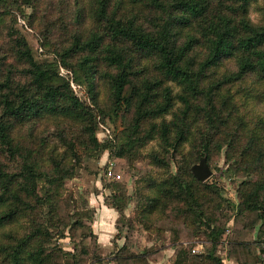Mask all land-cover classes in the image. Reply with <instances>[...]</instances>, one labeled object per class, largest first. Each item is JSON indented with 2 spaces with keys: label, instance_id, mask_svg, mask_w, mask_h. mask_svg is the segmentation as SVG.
I'll list each match as a JSON object with an SVG mask.
<instances>
[{
  "label": "trees",
  "instance_id": "16d2710c",
  "mask_svg": "<svg viewBox=\"0 0 264 264\" xmlns=\"http://www.w3.org/2000/svg\"><path fill=\"white\" fill-rule=\"evenodd\" d=\"M259 1L0 0V230H8L0 240V264H84L89 244L79 251L75 241L74 251L59 244L66 237L63 189L83 166L79 149L97 159L109 151L133 166L153 141L159 149L145 158L166 174L136 189L142 220L184 205L186 223L207 235L211 248L198 255L181 248L174 264H223L216 249L225 226L203 208L211 195L222 199L221 192L197 180L191 168L204 156L209 163L223 145L245 140L241 156L260 180L242 183L241 207L264 222V118L248 129L235 102L244 94L264 105V7L259 23L250 18ZM21 5L33 9L32 27L38 21L49 26L42 30L43 46H51L54 60L37 59L19 32L5 31L6 17ZM62 69L84 76L93 107L75 94ZM98 116L130 119L121 144L98 140ZM173 149L181 154L176 172L169 161ZM112 193L106 203L123 215L131 196L119 184ZM82 225L76 219L70 232ZM88 229L85 239H93L97 251L98 238ZM263 241L257 254L243 243L251 264H264ZM92 256L94 264H104Z\"/></svg>",
  "mask_w": 264,
  "mask_h": 264
},
{
  "label": "rangeland",
  "instance_id": "374dc122",
  "mask_svg": "<svg viewBox=\"0 0 264 264\" xmlns=\"http://www.w3.org/2000/svg\"><path fill=\"white\" fill-rule=\"evenodd\" d=\"M20 7L23 13L13 8V13L6 17L5 31L12 28L14 33L19 32L28 41L37 59L54 60L50 53L51 46L47 45L46 48L43 46L45 37L42 36V30L46 34L49 26L41 28L40 21L37 20V27H32L28 20L34 15L33 9L26 5ZM263 7L262 0L252 6L250 18L254 23L260 22ZM229 68L234 70L235 67L232 68L230 64ZM62 71L70 80L75 94L93 107L84 76L79 71L73 73L63 69ZM237 88L238 86H235L232 91L235 92ZM235 102L239 116L247 124L248 129H250L249 126L264 118V105L254 97L248 98L244 94H238ZM129 121L128 117L115 121L110 119L104 121L98 116V140L101 143H109L114 139L121 144L124 141L122 132ZM55 130L57 128L54 126V132ZM74 136L83 137L79 132H75ZM243 143L245 140L234 148L227 144L223 145L221 151H214L211 154L209 162L213 176L208 182L221 192L224 201L217 195H211L203 208L209 217L219 220L222 226H225V234L216 249V254L223 260V264H251V260L244 252L243 243L249 245L252 254H257L260 250L258 242L260 241L261 244L264 238V222L258 220L257 213H246L241 207L239 189L242 183L246 180H260V177L252 172L251 168L249 169L241 156L242 151L239 150V146ZM153 149H159L156 141L151 142L143 150L144 156L133 166H130L126 160L111 158L109 151L97 159L94 156L95 153L89 154L86 149H79L83 156V166L79 168L75 178L66 181L63 189L64 200L61 203L60 215L63 217L66 237L59 240L61 248L65 251H74L73 242L75 241L79 245V251L83 245L89 244L91 254L85 259L84 264H94L93 252L101 257L104 264H174L177 252L181 248L188 249L192 255L210 251L211 241L208 236L193 228L190 223H186L187 215L182 213L184 205L169 206L165 211L153 214L149 220H142L136 189L142 187L145 182L147 183L149 178L159 179L166 174V171L151 166L149 160L145 158V155ZM189 151L190 146L187 145L184 153ZM170 157L171 170L176 172L181 154L173 149ZM109 171L115 174L114 179L107 176ZM118 184L125 187L128 195L131 196L123 215L106 203V198L112 196ZM44 185V182L41 183V193ZM147 193L152 192L147 190ZM78 218H82L83 228L76 226L77 228L73 227L70 232L69 226ZM198 226L201 225L197 223L196 227ZM201 227L203 231H207L206 226ZM88 228H91L93 233L96 229L103 239L108 238L110 243L107 248L99 242L98 235H96L99 242V246H96L97 251L92 248L94 240L85 239V236L87 238L90 236ZM4 230H0V240ZM54 241L58 242V239L55 237L51 246H54ZM137 254L142 256V262L137 260L125 263L121 262L123 260L115 261L116 256L119 255ZM260 257L264 260V255Z\"/></svg>",
  "mask_w": 264,
  "mask_h": 264
},
{
  "label": "water",
  "instance_id": "95a60500",
  "mask_svg": "<svg viewBox=\"0 0 264 264\" xmlns=\"http://www.w3.org/2000/svg\"><path fill=\"white\" fill-rule=\"evenodd\" d=\"M191 172L193 176L202 183L207 182L213 176V171L206 156L201 158L199 163L191 168Z\"/></svg>",
  "mask_w": 264,
  "mask_h": 264
},
{
  "label": "crops",
  "instance_id": "0c3cea01",
  "mask_svg": "<svg viewBox=\"0 0 264 264\" xmlns=\"http://www.w3.org/2000/svg\"><path fill=\"white\" fill-rule=\"evenodd\" d=\"M94 228H96V227H94ZM96 235H98V237H99V239H100V241L99 242H101V244L102 245H106L104 248H107V245H109V243H110V241L108 240V238H105V239H103L102 237H100V234L97 232V230L95 229V232H94ZM107 240H108V243H107ZM106 250V249H105Z\"/></svg>",
  "mask_w": 264,
  "mask_h": 264
},
{
  "label": "built area",
  "instance_id": "2783aa9c",
  "mask_svg": "<svg viewBox=\"0 0 264 264\" xmlns=\"http://www.w3.org/2000/svg\"><path fill=\"white\" fill-rule=\"evenodd\" d=\"M108 177H109V178L111 177V178H113V179L115 178V174L113 173V171H109V172H108Z\"/></svg>",
  "mask_w": 264,
  "mask_h": 264
}]
</instances>
